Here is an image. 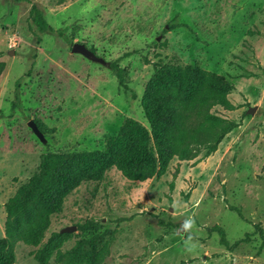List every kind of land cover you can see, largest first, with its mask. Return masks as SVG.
Masks as SVG:
<instances>
[{
    "label": "rangeland",
    "instance_id": "obj_1",
    "mask_svg": "<svg viewBox=\"0 0 264 264\" xmlns=\"http://www.w3.org/2000/svg\"><path fill=\"white\" fill-rule=\"evenodd\" d=\"M29 1L58 32L41 33L31 23V3L0 0V237L5 203L37 170L41 154L101 150L126 118L146 125L141 98L153 63L163 59L225 76L235 87V109L213 112L239 127L212 155L175 158L161 177L132 182L112 168L103 181L79 185L47 236L95 219L116 230L103 264H264L258 234L228 249L211 231L223 227L233 244L253 224L264 230V0ZM74 43L105 63L73 53ZM119 58L129 92L108 66ZM36 120L54 129L45 142L29 126ZM188 217L195 221L192 252L187 234L177 232ZM35 250L16 243L14 264H35Z\"/></svg>",
    "mask_w": 264,
    "mask_h": 264
},
{
    "label": "trees",
    "instance_id": "obj_2",
    "mask_svg": "<svg viewBox=\"0 0 264 264\" xmlns=\"http://www.w3.org/2000/svg\"><path fill=\"white\" fill-rule=\"evenodd\" d=\"M59 1L64 3L66 0ZM29 20L41 33L58 32L34 3H31ZM35 37L41 41L39 35ZM120 60L111 61L108 66L121 90L129 92V74L120 65ZM153 66V74L141 98L146 125L126 118L117 134L107 138L104 149L40 155L37 170L5 203L0 264L15 263L14 248L18 242L36 248L35 264H50L51 261L55 264H103L116 230H103L101 221L89 219L78 224L77 237L61 231L47 236L52 217L62 212L67 196L83 183L103 181L112 168L132 182L161 177L175 158L187 161L199 155L201 158L212 155L227 135L239 127L238 122L213 112L217 106L229 111L235 109L229 99L235 87L225 76L205 70L198 63L159 59ZM5 67V63L0 62V76ZM35 122L43 134L54 131L39 120ZM178 172L177 168L173 176L176 177ZM229 209L246 220L239 208L229 206ZM253 227V232L233 244L223 227L216 225L211 231L219 234L220 244L228 249L250 242L251 237L258 234L261 250L264 230L259 223ZM75 237L74 245L64 249Z\"/></svg>",
    "mask_w": 264,
    "mask_h": 264
},
{
    "label": "water",
    "instance_id": "obj_3",
    "mask_svg": "<svg viewBox=\"0 0 264 264\" xmlns=\"http://www.w3.org/2000/svg\"><path fill=\"white\" fill-rule=\"evenodd\" d=\"M72 52L81 54L84 57L88 58L89 60L95 61V62H100V63H105V61L98 57L95 52H93L91 49H88L84 44L82 43H74L72 46ZM254 111V110H253ZM29 126L35 133V135L42 141L45 142L44 134L42 131L39 129L38 125L34 121L29 122ZM77 231L76 226H71V227H66L61 230L62 233H74Z\"/></svg>",
    "mask_w": 264,
    "mask_h": 264
},
{
    "label": "clouds",
    "instance_id": "obj_4",
    "mask_svg": "<svg viewBox=\"0 0 264 264\" xmlns=\"http://www.w3.org/2000/svg\"><path fill=\"white\" fill-rule=\"evenodd\" d=\"M195 221L192 217L186 218L180 227L177 229L178 233L187 234V238L184 240V244L186 246V250L188 252L194 251L197 247L195 243H193L192 229L194 228Z\"/></svg>",
    "mask_w": 264,
    "mask_h": 264
}]
</instances>
